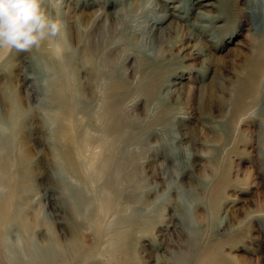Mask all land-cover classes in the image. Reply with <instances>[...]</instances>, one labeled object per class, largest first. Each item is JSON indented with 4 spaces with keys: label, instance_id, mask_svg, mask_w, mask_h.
I'll return each instance as SVG.
<instances>
[{
    "label": "rangeland",
    "instance_id": "obj_1",
    "mask_svg": "<svg viewBox=\"0 0 264 264\" xmlns=\"http://www.w3.org/2000/svg\"><path fill=\"white\" fill-rule=\"evenodd\" d=\"M51 10L0 49L4 262L116 264L130 221L128 264H264V0Z\"/></svg>",
    "mask_w": 264,
    "mask_h": 264
},
{
    "label": "clouds",
    "instance_id": "obj_2",
    "mask_svg": "<svg viewBox=\"0 0 264 264\" xmlns=\"http://www.w3.org/2000/svg\"><path fill=\"white\" fill-rule=\"evenodd\" d=\"M51 7L52 0H0V49L29 52L57 42L62 24Z\"/></svg>",
    "mask_w": 264,
    "mask_h": 264
},
{
    "label": "bare ground",
    "instance_id": "obj_3",
    "mask_svg": "<svg viewBox=\"0 0 264 264\" xmlns=\"http://www.w3.org/2000/svg\"><path fill=\"white\" fill-rule=\"evenodd\" d=\"M160 22V21H159ZM92 51V50H91ZM75 68V67H74ZM58 73V72H57ZM74 73V72H73ZM72 73V74H73ZM71 83V82H70ZM113 83V82H112ZM122 86V85H121ZM111 90H114V84L113 85H109L108 87H106V92L109 94V96L106 98V100H105V103H107L108 104V106H109V108L105 111V112H107L106 114H112L111 112H110V106H111V104L113 103V96L109 93ZM25 93H26V96L28 97V99H31V100H33L32 99V96H31V94L28 92V91H25ZM58 94V93H57ZM33 95V94H32ZM66 96V95H65ZM33 97H34V95H33ZM78 105V104H77ZM17 109H18V112H19V110L21 109L20 107H17ZM80 110V109H79ZM108 117H106V119H105V121H107V122H105L104 121V124H103V129L102 130H104L105 132H107V130L109 129V125H108ZM57 131L58 132H60V133H63L62 132V129H61V126L59 127V129H57ZM77 133V132H76ZM85 141H91V137H90V135H88V137H85L84 138V142ZM71 146V145H70ZM60 152H63L62 151V149L60 150ZM70 157V156H69ZM113 164V163H112ZM107 208V206L106 205H104V204H101V210L102 211H104V209H106ZM4 217H6V218H8L9 217V214H8V208L5 210V211H2V210H0V227L2 226V225H5L6 223H4L6 220L4 219ZM130 222V221H129ZM127 223L126 224V229L125 228H123L122 230H119L118 231V236L120 237V248H118L119 250H120V253L118 254V256H117V259H116V264H128V260H129V257H128V252H127V250H125V249H122L123 247H126V246H128V244H129V234H130V232H129V228L131 227L130 226V223ZM119 224H121V223H119ZM121 228V226H119V229ZM97 233H99V228H98V232ZM83 255L81 254V256H78V257H82ZM46 257H48V253L46 254ZM5 260H6V258H5ZM47 261L48 262H50V260L48 259V260H45V263L47 264ZM51 263V262H50ZM49 263V264H50ZM0 264H6L5 262H4V260H3V257H2V254H1V252H0Z\"/></svg>",
    "mask_w": 264,
    "mask_h": 264
}]
</instances>
